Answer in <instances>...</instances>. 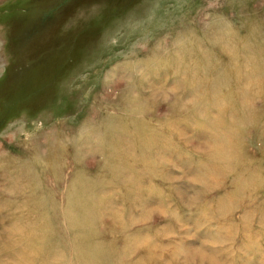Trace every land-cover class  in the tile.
<instances>
[{
    "label": "clouds",
    "instance_id": "clouds-1",
    "mask_svg": "<svg viewBox=\"0 0 264 264\" xmlns=\"http://www.w3.org/2000/svg\"><path fill=\"white\" fill-rule=\"evenodd\" d=\"M55 38L0 98V264H264V0H77Z\"/></svg>",
    "mask_w": 264,
    "mask_h": 264
},
{
    "label": "rangeland",
    "instance_id": "rangeland-1",
    "mask_svg": "<svg viewBox=\"0 0 264 264\" xmlns=\"http://www.w3.org/2000/svg\"><path fill=\"white\" fill-rule=\"evenodd\" d=\"M76 7L77 0H0V68L9 65L0 98L32 90L59 66L63 54L40 53L57 45L60 25Z\"/></svg>",
    "mask_w": 264,
    "mask_h": 264
}]
</instances>
